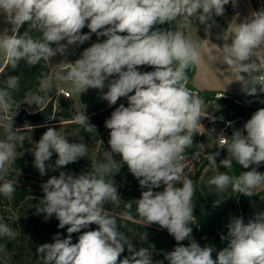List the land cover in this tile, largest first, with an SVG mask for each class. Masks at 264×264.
Returning a JSON list of instances; mask_svg holds the SVG:
<instances>
[{"label":"clouds","instance_id":"9594fccd","mask_svg":"<svg viewBox=\"0 0 264 264\" xmlns=\"http://www.w3.org/2000/svg\"><path fill=\"white\" fill-rule=\"evenodd\" d=\"M229 4L236 9L239 0H0V23L5 25L0 29V54L9 73L22 62L33 68L42 61L52 62L57 55L67 59L70 49L90 41L93 34L97 37L70 65L60 64L51 77L42 73L39 92L25 100L27 104L39 109L53 88L57 95L62 94L54 80L70 82L79 93L99 90L110 107L122 97L127 99V106L120 103L105 121L111 149L106 159L95 161L91 170L78 175L59 171L41 185L39 212L45 219L55 215L58 227L67 226L68 234L62 238L57 233L52 243L37 246L43 264H163L153 261V246L137 249L121 230L124 224L105 210L106 204L120 207L122 199L113 177L125 164L140 188L146 189L135 200L139 218L145 226L157 224L166 229L177 241L172 251L163 252L168 264H264V210L254 212L246 223L242 217L230 218L226 235H221L227 246L218 252L214 246L201 247L192 239L190 226L195 219L196 187L184 175L183 161L188 159L194 135L203 134L202 118L209 116L205 100L188 87V70L203 55L201 42L188 34L193 23L203 26V40L210 45L208 55L237 74L234 81L244 95L264 93V7L243 18L236 11L216 36L221 43H212L213 30L219 27L215 17L223 16ZM25 23L27 30L21 33ZM165 24L173 27H159ZM84 28L89 31L82 32ZM140 66L153 70L140 71ZM20 85L21 77L11 74L0 83V181H4L0 195L9 200L14 197L17 180H5V176L26 140L25 126L14 128L13 121L20 106L15 100ZM73 122L86 133L97 134L84 110L73 116ZM45 127L30 151L41 176L88 155L83 137L70 142L62 128ZM215 137L216 148L226 149L227 157L218 164L220 151L204 154L213 169H231L235 161L250 170L238 176L218 172L208 183L219 193L231 189L234 194L253 196L255 189L264 186V172L257 170L264 163V108L255 111L231 136L221 131ZM54 153L57 159L53 164ZM113 154L121 159L117 161ZM200 157L197 151L192 158ZM161 185L163 191H154ZM227 197H218L213 206ZM120 218L134 220L131 203L124 205ZM93 224L96 229L82 231ZM74 233H80L75 243ZM5 237L12 241L17 232L0 221V238ZM186 239L187 246L180 243ZM139 240L146 241L147 233H140ZM125 250L127 255L121 258ZM9 255L6 245H0V256Z\"/></svg>","mask_w":264,"mask_h":264},{"label":"trees","instance_id":"16d2710c","mask_svg":"<svg viewBox=\"0 0 264 264\" xmlns=\"http://www.w3.org/2000/svg\"><path fill=\"white\" fill-rule=\"evenodd\" d=\"M254 11L259 10L261 8L260 0H250ZM264 4V0L263 3ZM159 27L163 28H172V25L165 24ZM27 30V23L23 25L20 29V32L23 33ZM87 28H84L82 32H88ZM33 35H38L37 33H33ZM103 38H101L102 40ZM97 41V37L95 34L92 35L91 40L85 42V44L80 45L79 47L75 48V60L79 58L82 51L91 46L92 43ZM0 69H3V72H0V83H2L4 77L7 74L11 75H19L21 77V85L20 91L15 94L16 103L22 102L28 94L35 93L39 89L38 80L41 77L42 73H46L49 75L50 69L45 62H41L40 65H37L33 68H29L21 63L20 67L13 72L9 73V69L4 66V64H0ZM140 71H152L153 69L150 66H140ZM195 73V66L188 70V75L190 77L189 83L191 84V79ZM220 93L212 92V91H205L200 92V96L205 100H214L217 103V112L215 114V118L219 120V122H235L238 128H242V121L244 117L250 118V116L257 111L259 108H264V103L260 101L264 100V96L259 94L257 97H251L248 101H243L237 99L233 96H225V97H216ZM60 103H65L64 99L60 100ZM120 103H124L127 106V99L120 98L117 101V104L114 106H109L108 104L105 107L100 108L98 112L87 115L90 118V122L97 127V134L96 133H86L85 130L82 128L78 130L75 134L71 137L69 136L70 142H78L80 137H83V140L88 141H99L101 138L105 136V134H109L110 130L107 129L105 125L106 119H108L111 115V112L114 111L115 107H118ZM61 106V105H60ZM54 104L50 103L45 106L43 109L37 112H27L26 110H21L17 114V120L21 124H40L42 126L37 127L34 132L36 134V140L39 141L42 134L47 130L46 126L55 127L57 130L59 128L63 129L62 121H73V116L77 113L66 106L65 109L60 107V111L57 116L61 119L60 121H52L51 118L54 114ZM57 123V124H54ZM72 124V123H69ZM220 126L216 128V131L212 133L214 135V139L208 137L207 133H203L199 136V134H195L193 137V147L187 150V157L193 155L197 151L203 152L204 154L213 152V151H220V154L224 157H227L226 149H218L216 135L221 132V128L223 125L219 123ZM55 154V153H54ZM56 155V154H55ZM107 155L99 156L96 161L103 162L106 159ZM57 159V155L55 157ZM55 162V161H54ZM94 163L91 158L85 157L79 159L77 162L71 163L61 169L59 171L71 172L73 174H80L81 172L91 170V164ZM185 165V161H183ZM17 165V164H15ZM208 165V161L204 159L199 167L196 169L190 170L188 167L185 166L184 168V175L188 176L192 179L195 183L196 193L193 197L194 202V211L193 215L195 217L193 224L190 226L192 227V239L197 241L201 247L205 245L214 246L216 251L222 250L224 247L227 246V240H221V235H226L227 227L222 222L221 218L218 217H208L204 212V205L206 202V198L204 194L199 189V179ZM235 173L240 175V166L233 161L232 165ZM116 186L118 187V192L121 196V204L120 207L117 208L112 204H106L105 210L110 215H113L117 218L118 223L124 224V227L121 228L122 231L128 235L130 239H132L133 245L139 249L140 247H151L153 246L154 255L153 261H163V264H168L166 260H164L163 252L172 251L175 246H177V241H175L174 237L168 233L166 229L161 228L157 224H152L150 226H145V223L139 218L136 213V202L141 197V192L146 189H141L138 180L129 172L127 165H122L120 171L114 175L113 177ZM177 186H180L177 184ZM163 185L159 189H154V191H163ZM264 195V192H262ZM239 208L241 210V215L245 221V223L249 219V212H248V204L252 198L246 197L244 195H239ZM126 203L132 204V215L134 216L133 221H122L120 218V212L124 210V205ZM30 223L27 225V232L32 237V240L29 239V242L32 244L34 249L31 251L28 247L24 244L18 242L16 239L9 241L6 237L0 238V245H6L8 252L17 253V256H21L23 254L24 259H20L18 264H41L40 261L37 259L39 256L36 253V248L38 245L43 243H52V235L54 233L56 227V233L60 229L58 227V220L56 219L55 215L50 218L45 219L40 217H32L29 219ZM96 225H90L89 229L86 230H94L96 229ZM147 233V240L142 242L139 240L140 233ZM80 233L72 234L73 242L77 241V237ZM191 240V237H189ZM187 246L189 241L186 239L185 241L180 242ZM37 256H36V255ZM124 255H127V250L122 254L121 258ZM216 252H213V258H215ZM41 257V256H39ZM6 257L0 256V264H8L5 260ZM27 258L29 261H26ZM42 258V257H41ZM43 259V258H42Z\"/></svg>","mask_w":264,"mask_h":264},{"label":"rangeland","instance_id":"374dc122","mask_svg":"<svg viewBox=\"0 0 264 264\" xmlns=\"http://www.w3.org/2000/svg\"><path fill=\"white\" fill-rule=\"evenodd\" d=\"M261 7H264L263 0H260ZM238 11L241 14V18L244 16H247L250 11H253L251 8V5L248 0H239V6L236 9H233L232 5H226L225 6V14L222 16L227 23H229L232 19V17L235 15V12ZM217 18V17H215ZM219 27L215 28L213 30L214 35L212 38L216 39V36L220 33V31L225 28L223 24L218 22L216 20ZM180 21L178 20L176 22V25L178 26ZM5 25L0 23V29H2ZM173 27V25H172ZM197 29V30H196ZM192 36L193 39L199 40L200 42L206 37L205 32L203 30V26L199 25L197 22V26L195 22L193 23L192 29L188 33ZM218 40V39H217ZM221 42V41H220ZM202 47V45H201ZM75 49H70V55L67 56V59H64L63 57H60L57 55L52 62L47 63L50 73L49 76H53L54 73H56L59 69L60 64H66L70 65L72 62L75 61ZM204 58V61H203ZM64 59V60H62ZM203 61V68H211L212 66H207V58L203 57L200 60V62ZM4 64V58L3 55L0 54V64ZM214 71L216 72L214 77V84L221 86V90H224L226 86H228L230 83L233 86L235 83L233 73L230 68L227 66H224L218 62V60L214 57ZM209 74V73H208ZM208 74H205L204 77H206ZM233 81V82H232ZM54 85L59 88L62 92V94L57 95V91L55 88H53L49 92V97H45V104L41 105L38 109L36 105H29L25 102V100L30 99L31 96L35 93L39 92V89L35 93H30L27 95V97L20 103L19 108L17 109V114L21 110H26L27 112L33 113L40 111L45 106H47L50 103L54 104V114L51 118L52 121H60L61 119L57 116V114L62 111L60 110V107L62 106L63 109H65L66 106H69L70 109L74 111H82L84 110L86 115H91L96 112L100 108L105 107V105L108 104L107 101L101 99V93L99 90L95 89H88L84 93L76 92L72 89V86L70 82H64L60 80H54ZM189 89H191L194 93L200 94V92L194 91L192 85L188 84ZM106 91V89H105ZM215 92V91H212ZM68 93V95H66ZM42 94V93H41ZM264 96V93H261ZM216 97H225L224 95L221 96V94L217 95ZM64 99L65 103H60V100ZM61 105V106H60ZM205 110L208 113V117L202 118L201 123L204 126V128L201 129L202 133H207L208 137L214 139V135H211L209 132L211 130H215L219 125H224L226 122H219L217 118H215V114L217 112V103L214 100H208L205 101ZM17 114L13 117L14 121V128H22L25 131L24 135L26 137L25 143L23 147H21L17 152V159L15 162L11 163L9 166L8 174L5 176V180H17V187L16 192L14 194L13 199L9 200L0 195V221H3L10 226L14 228V230L17 232L16 240L22 244H24L26 247H28L33 253L35 252L32 244L29 242V239L32 240V237L30 238L28 232H27V225L30 223V218L32 217H42L44 218L45 215L43 213L39 212L40 209V203L39 201L43 197V191L41 185L47 181L52 175H59V170L52 171L48 170L47 174L44 176H41L38 170L33 166V160L34 157L31 150L35 147V142H38L36 140V134L34 130L37 127H40L42 125L40 124H34V123H28V124H21L17 120ZM210 117H214L215 119H210ZM248 119H250L248 117ZM247 117H244L242 121V127L244 123L248 120ZM63 124V130L71 137L73 134H75L78 130L82 129L81 126L76 125L73 121H62ZM72 123V124H69ZM57 124V123H54ZM226 125V124H225ZM238 126L235 124V122H232L230 126L227 127L226 130H224V127L221 128V131H225L227 136H231L234 129H237ZM213 133V132H212ZM199 136L201 135L198 133ZM0 138H3L2 135H0ZM109 140V134H105L103 139L101 138L99 141H88L85 140L84 142L88 145L89 152L86 157L91 158L93 162H95L99 156H105L110 154V146L108 144ZM79 142V141H78ZM195 154V153H194ZM193 154V155H194ZM193 155L189 156L188 159H185V166L188 167L190 170L196 169L201 165V163L204 161V153L201 152V157L199 160L193 159ZM56 155L53 154L51 157L50 163L54 164V161L56 160ZM113 158L119 161L121 157L118 154H113ZM226 157L220 156L217 158V163L219 164V161L221 159H224ZM17 164V165H15ZM250 169H243L240 166V171H247ZM260 172H263L264 170V163L261 164V166L257 169ZM218 172H227L229 175L232 176H238L233 167L231 169H225L223 167H220V169H213L209 163L204 169L200 179H199V189L204 194L206 198V202L204 205V212L206 216L214 218L218 217L221 218L224 225L230 222V218L232 217H242L241 210L239 208V193L234 194L231 192V189L224 193H219V191L216 189L215 186L210 185L208 181L218 174ZM19 174V175H18ZM4 181H0V183H3ZM261 188V187H260ZM261 190V189H260ZM263 190V188H262ZM222 196H228L219 206H213L214 201L217 200L218 197ZM236 197H238V201H236ZM243 218V217H242ZM59 224V221L57 222ZM67 226L64 229H59L58 233L61 234L62 238L66 237ZM56 227L54 230V233L52 235V241L53 237L55 236ZM9 256L5 258V260L8 264H18L20 259L23 258V254L21 256H17V253H10ZM36 255V254H35ZM37 256V255H36ZM38 260L41 264H43V259L39 256H37ZM26 261H29L27 258Z\"/></svg>","mask_w":264,"mask_h":264},{"label":"crops","instance_id":"0c3cea01","mask_svg":"<svg viewBox=\"0 0 264 264\" xmlns=\"http://www.w3.org/2000/svg\"><path fill=\"white\" fill-rule=\"evenodd\" d=\"M248 1L251 5L252 10L254 11L250 0ZM215 19L221 24H223V26L225 27L228 24L227 21L222 16L217 17ZM211 39H212V43H217V44L221 43L220 40H217L214 38H211ZM201 45H202L201 51L203 53V57L207 58L208 60L207 66H212V67L203 68L204 58L202 62H199L198 64L195 65V73L191 79V84H192L194 91L196 92L215 91V92L220 93L221 95L223 94L224 96H230V97L233 96L243 101L250 100L251 98L250 96H246L240 91V85L237 82H234L235 84L233 86L230 83L228 86L224 88V90H221L222 89L221 86L214 84V77L216 74V72L214 71L215 70L214 69V57H210L208 55L210 45L208 44L207 41L202 40ZM232 73H233V77L235 80L237 78V74L234 73L233 71ZM205 74H208V75L204 77ZM262 192H264V186H262L261 188L255 189L253 192V196L248 204L249 219L253 216L254 212L264 210V195L262 194ZM236 201H238V197H236Z\"/></svg>","mask_w":264,"mask_h":264},{"label":"built area","instance_id":"2783aa9c","mask_svg":"<svg viewBox=\"0 0 264 264\" xmlns=\"http://www.w3.org/2000/svg\"><path fill=\"white\" fill-rule=\"evenodd\" d=\"M66 95H68V93H66ZM226 124V125H225ZM224 125H223V127H224V130H226L227 129V127L228 126H230L231 124H232V122H226ZM223 130V132L225 133V131ZM225 135H227L226 133H225Z\"/></svg>","mask_w":264,"mask_h":264},{"label":"water","instance_id":"95a60500","mask_svg":"<svg viewBox=\"0 0 264 264\" xmlns=\"http://www.w3.org/2000/svg\"><path fill=\"white\" fill-rule=\"evenodd\" d=\"M218 98V97H217ZM260 109V108H259Z\"/></svg>","mask_w":264,"mask_h":264}]
</instances>
